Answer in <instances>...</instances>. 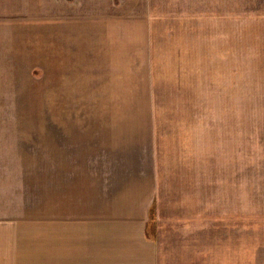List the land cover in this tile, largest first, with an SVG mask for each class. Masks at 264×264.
I'll return each mask as SVG.
<instances>
[{"label":"rangeland","instance_id":"1","mask_svg":"<svg viewBox=\"0 0 264 264\" xmlns=\"http://www.w3.org/2000/svg\"><path fill=\"white\" fill-rule=\"evenodd\" d=\"M103 17L128 20L110 35L144 22L150 69L138 84L165 162L189 165L185 185L206 191L191 206L206 208L209 237L214 223L221 239L232 229L241 259L264 264V0H0V217L26 228L50 210L40 195L47 151H65L88 110L72 106L73 92L69 109L56 107L57 43L70 21Z\"/></svg>","mask_w":264,"mask_h":264},{"label":"crops","instance_id":"2","mask_svg":"<svg viewBox=\"0 0 264 264\" xmlns=\"http://www.w3.org/2000/svg\"><path fill=\"white\" fill-rule=\"evenodd\" d=\"M117 21L75 19L71 30L62 26L56 107L69 109L63 101L76 93L72 106L88 109L80 112L88 126L72 130L70 151H60V142L58 151H47L50 165L40 180L46 216L23 222L26 228L0 217V264H255L241 259L232 229L221 239L214 223L209 237L206 208L191 206L207 203L206 191L202 199L201 190L185 185L189 165L173 171L165 162L151 94L138 84L150 69L144 22L133 20L135 30L125 32L128 20ZM118 25L124 32L110 35L108 28ZM57 122L58 132L68 130V119ZM192 168L200 184L203 168L207 181L206 166Z\"/></svg>","mask_w":264,"mask_h":264}]
</instances>
